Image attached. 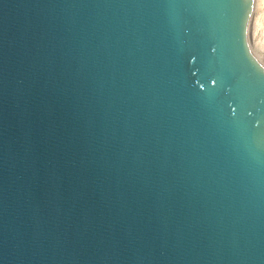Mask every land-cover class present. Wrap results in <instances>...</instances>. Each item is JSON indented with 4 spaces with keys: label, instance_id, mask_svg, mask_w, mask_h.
I'll use <instances>...</instances> for the list:
<instances>
[{
    "label": "water",
    "instance_id": "95a60500",
    "mask_svg": "<svg viewBox=\"0 0 264 264\" xmlns=\"http://www.w3.org/2000/svg\"><path fill=\"white\" fill-rule=\"evenodd\" d=\"M253 11L0 0V264H264Z\"/></svg>",
    "mask_w": 264,
    "mask_h": 264
},
{
    "label": "bare ground",
    "instance_id": "6f19581e",
    "mask_svg": "<svg viewBox=\"0 0 264 264\" xmlns=\"http://www.w3.org/2000/svg\"><path fill=\"white\" fill-rule=\"evenodd\" d=\"M263 5H264V0H254V11H253V15H252L251 23H250V27H251L250 29H252V27L254 28H253V31L249 32V40L251 43V47L254 49V51H255V46L257 45L264 58V9L263 8L259 9ZM258 31L260 32V38L258 39V42L256 43L255 38H252V37L257 36V34L259 35ZM251 32H252V36H251ZM252 40H254V42Z\"/></svg>",
    "mask_w": 264,
    "mask_h": 264
},
{
    "label": "rangeland",
    "instance_id": "374dc122",
    "mask_svg": "<svg viewBox=\"0 0 264 264\" xmlns=\"http://www.w3.org/2000/svg\"><path fill=\"white\" fill-rule=\"evenodd\" d=\"M261 8H263L264 9V5L262 6V7H260L259 9H261ZM251 28V27H250ZM253 28L254 27H252V29H250V31H253ZM259 32V31H258ZM251 36H252V32H251ZM252 38H255V42L257 43L258 42V39L260 38V32H259V35L257 34V36H253ZM253 42H254V40H252ZM254 44V43H253ZM255 53L257 54V56L259 55L260 56V58H261V60L263 61V63H264V58H263V55H262V53H261V51H260V49H259V47L256 45L255 46ZM258 56V57H259Z\"/></svg>",
    "mask_w": 264,
    "mask_h": 264
},
{
    "label": "snow or ice",
    "instance_id": "6c2138e0",
    "mask_svg": "<svg viewBox=\"0 0 264 264\" xmlns=\"http://www.w3.org/2000/svg\"><path fill=\"white\" fill-rule=\"evenodd\" d=\"M262 67H264V65H262ZM216 83H217V81H215V80L212 81V84L215 85ZM229 109H230V111L232 112L233 115L236 114L237 109L235 107H233L232 105H229ZM249 115H251V114H249Z\"/></svg>",
    "mask_w": 264,
    "mask_h": 264
}]
</instances>
